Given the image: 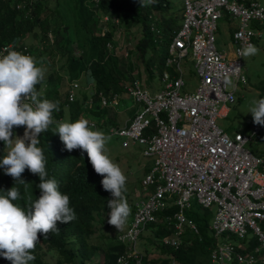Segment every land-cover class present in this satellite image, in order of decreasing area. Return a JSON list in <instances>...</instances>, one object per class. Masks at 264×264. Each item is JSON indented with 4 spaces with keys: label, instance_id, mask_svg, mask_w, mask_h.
Wrapping results in <instances>:
<instances>
[{
    "label": "built area",
    "instance_id": "obj_1",
    "mask_svg": "<svg viewBox=\"0 0 264 264\" xmlns=\"http://www.w3.org/2000/svg\"><path fill=\"white\" fill-rule=\"evenodd\" d=\"M182 2L181 25L166 39L159 89L151 92L141 70H136L131 80L122 84V91L98 93L101 106L112 109L120 106L124 94L131 97L136 106L133 115L120 127H113L112 133L124 137V145L140 144L144 156L154 158L142 181L148 193L135 202L130 226L117 235L125 244L117 264H143L140 235L149 225H165L170 232L160 242L173 250L181 246L187 230L199 236L196 223L185 214L192 205L215 208L209 224L217 240L209 251L211 264H264V159L247 148L262 128L253 123L250 134L236 130L229 135L217 124V118L226 117L236 101L239 53L257 35L249 25L258 22L264 26V3ZM23 6L16 4L17 9ZM224 13L239 21L231 36V56L216 46L217 22ZM103 18L107 23L109 17ZM150 29L161 33L152 23ZM24 43L12 41L0 46V52L12 47L25 53L28 45ZM119 44L108 42L107 48L117 53ZM122 50L128 56L125 46ZM187 63L192 64L197 77L192 91L184 89L183 67ZM170 204L177 211L161 215ZM232 237L238 242L229 240ZM251 237L257 244L251 245ZM171 264L180 263L172 259Z\"/></svg>",
    "mask_w": 264,
    "mask_h": 264
},
{
    "label": "clouds",
    "instance_id": "obj_2",
    "mask_svg": "<svg viewBox=\"0 0 264 264\" xmlns=\"http://www.w3.org/2000/svg\"><path fill=\"white\" fill-rule=\"evenodd\" d=\"M148 2H154V0H148ZM140 3L143 4L144 0H140ZM169 3L171 4L170 0ZM162 5L164 4L162 3ZM174 6H177L175 14L179 19L176 22L179 26L175 29L173 27L172 30L180 27L184 12L182 0H176ZM154 11L157 10L154 9ZM223 16L236 23L235 28H230L232 36L234 29L239 25V21L228 13H224L220 19ZM165 20L166 18L163 17L159 23L163 24ZM167 23L173 26L170 21L164 24ZM249 26L257 35L253 36L252 43H247L239 53L241 65L238 80L235 82L237 85L236 100L237 97L241 98L240 86L248 84V78L242 69V57L255 56L258 53L259 49L253 45V41L255 38L261 37L260 30L264 29V26L258 22H252ZM156 27L160 28L161 33L165 31L164 26L163 29L160 26ZM119 29L123 28L120 27ZM152 33L154 39L159 38L161 34L158 35L154 31ZM231 36L228 49L223 50L230 56L233 53L230 45ZM116 42L114 39L112 42L114 46L118 44ZM130 51L128 50V54ZM110 52L116 54L114 51ZM32 55L34 54L22 53L12 47H5L3 52H0V141H2L0 142V168L4 170L7 178L10 179V176L13 178L17 186L31 183L38 191L33 198L29 197L24 204L18 202L21 199V194L15 186L3 190V194H0V257L9 260L11 264H30L35 259L34 250L37 251L38 245H41L42 261L47 264H106L104 252L106 247L113 245L121 246V250L116 252L115 256V264H117L118 256L125 249V244L117 240V235L130 226L131 207L134 211L135 202L143 198L145 194L147 195L148 191L144 188L142 181L150 172L153 164L139 179V193L130 203L125 195L127 177L120 167V160L110 158L106 144L111 138L118 137L121 139L122 147L128 148L130 145H134L132 143L124 145L125 138L113 134L111 129L123 125L124 121L133 115L136 108L134 110L129 108L128 117L124 120H118L119 117L116 116H120L118 111L112 108H104L98 101L99 92L95 91V77L88 73H82L78 79L72 81L67 79L65 91L68 92V102L75 100L80 90L81 92L86 91L88 95L84 103L86 111H92L99 103L101 108L106 109L114 116H110L108 112L103 116L97 113V118L81 117L70 121L69 115L65 117V113H69L67 102L64 103L63 114L57 117L53 112H59V102L49 100L50 98L44 96V93L49 92L47 83H44L47 69L42 66V62ZM74 83L77 84L76 87L73 86ZM121 87L123 88V85ZM250 87L254 90L257 89L259 99L251 101L247 113H251L253 122L262 128L259 137L263 139L264 84L258 82V84L250 85ZM93 96H95L96 101ZM98 123H102V125L100 126ZM46 131L52 137L58 136L56 134L58 133L61 141L57 137L56 143L51 141V145L44 148L42 137ZM137 145L141 146L140 144ZM143 149L144 147L141 146V154L144 156ZM76 153L81 158L83 155L88 158L86 162L93 167L98 175L103 177L101 185L112 197L106 202L110 209L106 218L108 224L95 225L90 238L85 239L88 250L92 253L86 259L83 258L81 236H84L88 229L83 228L81 229L83 232L80 233L70 231L68 227V223L80 217L75 212L80 195L76 188L78 181L74 173L76 171L71 161V158H78ZM77 165H79V161ZM66 166L70 167V173L64 171ZM14 201L17 202L14 203ZM171 206L173 205L170 204L161 215H173L177 211L175 206L173 207L176 209L172 214L165 213ZM194 207L203 209L192 205L188 210ZM128 218H130L129 221ZM152 226L154 225H149L146 229L151 232L149 237L154 236ZM114 227L120 232L116 234L106 233L107 230L111 231V228ZM144 231L140 235L139 242L141 253H143L140 246L142 245L141 240L146 237ZM41 235L46 238L45 244L39 241ZM69 249L74 252V257L71 260L67 259L65 253L62 252ZM99 250H102V258H95ZM49 255H55V263L47 260Z\"/></svg>",
    "mask_w": 264,
    "mask_h": 264
},
{
    "label": "trees",
    "instance_id": "obj_3",
    "mask_svg": "<svg viewBox=\"0 0 264 264\" xmlns=\"http://www.w3.org/2000/svg\"><path fill=\"white\" fill-rule=\"evenodd\" d=\"M65 2L66 4L67 2H73L71 9L68 4L67 6L71 11L73 26L78 25V29L84 34L81 41H75V30L73 35L69 34L68 20L64 19L58 5L51 6L49 0H0V46L7 45L15 40L24 45L23 41L25 39L31 40L25 53L29 55L34 54L35 58L42 62V66L46 69L48 67L53 69L52 72L46 73L44 83H47L49 94L44 93V96L50 98L49 100L59 102V112H53L57 117L63 114L64 103L68 102V92H60L58 89L50 88L51 85L55 84V80L62 83L63 76L55 69L54 61L48 60L47 65H43L46 58L55 56L64 58L65 61L62 67L69 80L78 79L82 73H88L95 77V91L108 95L115 91H122V83L129 81L133 77L131 72L134 73V71L139 70L138 59H143L144 51L148 48V45L155 44L154 41L157 42V39H159L155 38V40L154 36H152L151 23H154L155 26H160L161 29L164 26L167 33L173 27L175 29L179 26L176 23L173 26L169 23L161 24L154 19V9H163L162 3L165 5L164 7L169 6V0H154V2L144 0L143 4L140 3V0H136V2L123 0V3H119L117 0H98L97 3L94 0H65ZM17 3H23L24 6L17 9ZM105 14L109 17L107 31H103L98 27L101 17ZM114 18H117L118 21L116 22ZM168 20L170 18L165 23ZM134 21L140 22L142 27V36L138 39L135 48L129 52L127 57L114 55L107 48V43L114 40L112 39L114 31L120 27L129 31L133 27L132 23ZM163 45L165 49H162V53L159 55L156 64L159 73L163 70L166 41L163 42ZM77 48L81 51L78 54H74V50ZM152 64L151 58H148V61L144 63L149 77L151 76ZM77 96L75 100L68 102L70 121L81 118L87 112L84 106L85 100L88 97L86 91L81 92L80 90ZM93 97L96 101L95 96ZM239 100L240 98L237 97L235 103ZM107 112L109 113V111H106V109L101 108L99 105L96 106L95 111L94 108L91 111L94 115L98 113L100 116H103ZM112 122L114 123L113 120ZM56 134L59 136L58 133ZM256 137L260 138L259 136ZM56 138L57 136L52 137L46 131L42 137V146L48 148L51 145V141L52 143H56ZM76 155L78 158H71V161L76 171L73 172L78 179L76 188L80 195L75 212L80 217L68 223V227L70 231L80 233L83 232L81 229H88L85 235L81 236L83 258L86 259L92 253L89 252L85 239L90 238L95 225L108 224L106 218L110 209L106 202L112 197L101 185L103 177L98 175L93 167L86 162L88 158H85L84 155L81 158L77 153ZM258 155L264 159V149ZM78 161L79 165H77ZM64 171L70 173V167L66 166ZM12 186L20 190L21 199L18 202L21 204H24L29 197L33 198L38 193L35 186H32L31 183L19 184L17 186L13 178L11 176L10 179L7 178L4 170L0 168V194H3V190L9 189ZM126 198L128 199L127 195ZM16 202L14 201V203ZM175 209V207L171 206L165 213L172 214ZM132 211L131 207V215ZM131 215L129 216L130 218ZM186 216L196 223L199 236L186 231L181 246L173 250L162 245L160 242V238L170 231L165 228V225H154L152 226L154 231L151 230L154 236L145 237L146 241L151 242V252L147 246H144V243L142 244V252L144 253L143 264H171L172 259H175L180 264H211L209 251L217 243V240L209 231L210 222L208 219L213 216V211L211 209L194 207L186 211ZM39 241L45 244L46 238L41 235ZM250 243L251 245L257 244L255 237L250 238ZM41 250V245H38L37 251L34 250L33 252L35 259L30 264H47L42 261ZM120 250L121 246L109 245L106 247L104 252L106 264H115L116 252ZM62 252L65 253L69 260L74 257V252L70 249ZM153 253H155V256ZM150 254L154 257H150ZM0 264H11V262L4 257L2 259L0 257Z\"/></svg>",
    "mask_w": 264,
    "mask_h": 264
},
{
    "label": "rangeland",
    "instance_id": "obj_4",
    "mask_svg": "<svg viewBox=\"0 0 264 264\" xmlns=\"http://www.w3.org/2000/svg\"><path fill=\"white\" fill-rule=\"evenodd\" d=\"M94 1L97 3L98 0H94ZM132 1L136 2V0H132ZM170 1H171V4H169V6L164 7L165 5H162L163 9H156L157 11L153 12L154 19H156L157 21H160L163 19V17L166 18V20L170 18V20L168 21H170L172 24H175L177 21H179V19L177 18V15L175 14V12L177 11L176 10L177 6L176 7L174 6L176 0H170ZM262 1L264 2V0ZM117 2L123 3V0H117ZM49 4L51 6L55 4L58 5V8L63 14L64 19L68 20L69 34L73 35L74 30H75V41L76 40L81 41L84 37V34L82 33L81 30L78 29V25L73 26L72 24L73 18L71 16L70 9H71V6H73V2H67L70 9H68V6L65 0H49ZM102 17L98 23V27H100L101 30L105 31L108 25L105 22L104 18L102 20ZM132 25L133 27L129 31L126 29L118 28L114 32L112 39H115L117 41L116 43H120L119 46L117 47L118 53L114 55L118 57L124 56V52L122 50L123 46H125L128 50L132 51L138 39L140 38V36H142L141 35V28H142L141 23L138 21L137 22L134 21ZM235 25H236L235 21L224 18V16L222 17V19L218 21L217 31H216V46L219 50L223 51V50L228 49V43L230 41V36H231L230 28L234 27ZM260 32H261V37H257L253 41V45H255L259 49L258 53L255 56L242 57V69H243L244 74L248 78V84L240 86L239 94L241 95V98L234 105H231L227 116L217 118V124L222 129H224L229 135H232L234 131L236 130L244 134H250V126L254 123L251 113H247V112L249 110L251 101L254 99L256 100L259 99L257 95L258 93L257 89L254 90V88H251L250 85H256L258 84V82L264 84V29H261ZM168 35L169 34L167 32L162 31L159 39H157V42L154 41L155 44L148 45V48L144 51L143 59H138L139 60V63H138L139 70H141V75L146 79V80L144 79V81L148 84L149 88L151 89V92L153 91L154 88L157 90L160 87L159 78H158L159 72L156 68V64H157L159 55L162 53V49H165L163 42L166 41V39L168 38ZM152 36L154 35L152 34ZM51 38H52V35H51ZM30 41L31 40L29 39H25V42L27 45L31 43ZM80 51L81 50L77 48L74 50V54L75 53L78 54ZM32 56L35 57V55H32ZM148 58H151L153 62L152 67H151L150 77L148 76L147 70L145 69V65H144V63L148 61ZM48 60L55 62V69H57V72L63 76L62 83H59V81L55 80V84L52 85L50 88H55V89L58 88L60 92L65 91L66 86H67L68 76L65 74V70L62 67L65 61L64 58H59L58 56L48 57L44 61L45 63H43V65L45 64L47 65ZM183 70H184L183 77L186 83L184 89L187 91H192L197 84V77L195 76V72L192 67V64L191 63L184 64ZM52 71L53 69L48 67L46 73L52 72ZM131 75H133V72H131ZM121 100L122 101H121L120 106L116 107L115 110L120 113V118L122 120L128 117L127 114L130 111L129 108L131 110H134L132 108L133 107L136 108V106L133 105L131 97L128 94H124ZM95 110H96V107H94V111ZM67 115H68V112L65 113V117H67ZM81 117L89 118V119L97 118L96 115L91 113V111H87ZM98 125L101 126L102 123H98ZM57 137L59 138V136ZM247 148L253 154H258L260 151L264 149V138L258 139V137H256L253 141L247 144ZM106 149H109L108 152H109L110 158H112L113 160L115 158H118L120 160L119 161L120 167L127 177V181H126L127 191L125 194L128 196L129 202L132 203L135 195L139 193V188H140L139 179H141L143 173L148 168L151 167V165L153 164L154 158L144 157L141 154V146L137 144L130 145L128 148L122 147L121 139L118 137L111 138L106 144ZM210 209L214 211L215 208L211 207ZM129 219L130 218H128V221ZM211 219L212 217L208 219L209 222H211ZM106 229H109V228H106ZM118 232L120 231H117L115 227L111 228V231H108V230L106 231V233H113V234H116ZM150 234L151 232L149 230L144 231V236H148ZM250 235H252L251 232H250ZM229 240L235 243L238 242L237 238L235 237H232ZM141 242L142 244L144 243V246L145 247L147 246L151 252V249H152L151 242L146 241L145 237L142 238ZM141 246L143 247V245ZM102 254H103L102 250H99L95 258H102ZM149 256L154 257L155 255L154 256L149 255ZM47 260H49V262L55 263V255L47 256Z\"/></svg>",
    "mask_w": 264,
    "mask_h": 264
},
{
    "label": "crops",
    "instance_id": "obj_5",
    "mask_svg": "<svg viewBox=\"0 0 264 264\" xmlns=\"http://www.w3.org/2000/svg\"><path fill=\"white\" fill-rule=\"evenodd\" d=\"M260 1H262V0H260ZM263 2V1H262ZM236 27V25L234 26V27H232V28H235ZM156 89L154 88V91H155ZM111 93H109L108 95H110ZM106 95V94H105ZM132 109H135V107H133ZM109 115L110 116H114V114H110V112H109ZM127 115H129V113L127 114ZM116 116H118V115H116ZM125 119V118H124ZM124 119H122V120H124ZM118 120H121V118H120V116H119V119ZM213 217V216H212ZM212 220V219H211ZM211 223V222H210ZM188 231V230H187ZM189 232V231H188ZM186 234V233H185ZM141 246V245H140ZM142 247V246H141Z\"/></svg>",
    "mask_w": 264,
    "mask_h": 264
}]
</instances>
